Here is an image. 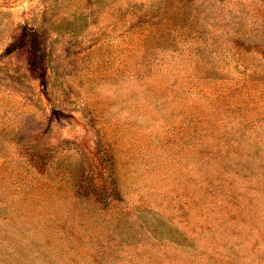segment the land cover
Segmentation results:
<instances>
[{"label": "rangeland", "instance_id": "374dc122", "mask_svg": "<svg viewBox=\"0 0 264 264\" xmlns=\"http://www.w3.org/2000/svg\"><path fill=\"white\" fill-rule=\"evenodd\" d=\"M0 264H264V0H0Z\"/></svg>", "mask_w": 264, "mask_h": 264}]
</instances>
